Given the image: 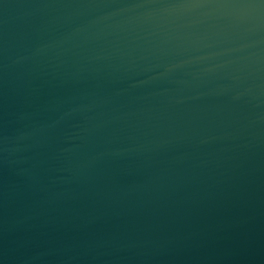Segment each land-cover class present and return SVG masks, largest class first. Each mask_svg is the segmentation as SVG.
<instances>
[{
  "label": "water",
  "instance_id": "obj_1",
  "mask_svg": "<svg viewBox=\"0 0 264 264\" xmlns=\"http://www.w3.org/2000/svg\"><path fill=\"white\" fill-rule=\"evenodd\" d=\"M0 264H264V0H0Z\"/></svg>",
  "mask_w": 264,
  "mask_h": 264
}]
</instances>
